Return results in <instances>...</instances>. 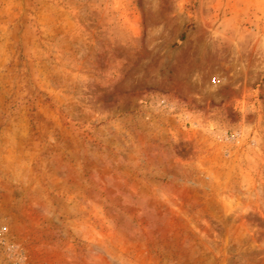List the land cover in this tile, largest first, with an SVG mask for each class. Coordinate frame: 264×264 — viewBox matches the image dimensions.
<instances>
[{"label": "rangeland", "instance_id": "1", "mask_svg": "<svg viewBox=\"0 0 264 264\" xmlns=\"http://www.w3.org/2000/svg\"><path fill=\"white\" fill-rule=\"evenodd\" d=\"M0 264H264V0H0Z\"/></svg>", "mask_w": 264, "mask_h": 264}]
</instances>
